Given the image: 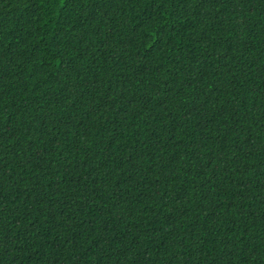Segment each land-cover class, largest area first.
<instances>
[{"label": "trees", "instance_id": "16d2710c", "mask_svg": "<svg viewBox=\"0 0 264 264\" xmlns=\"http://www.w3.org/2000/svg\"><path fill=\"white\" fill-rule=\"evenodd\" d=\"M0 264H264V0H0Z\"/></svg>", "mask_w": 264, "mask_h": 264}]
</instances>
